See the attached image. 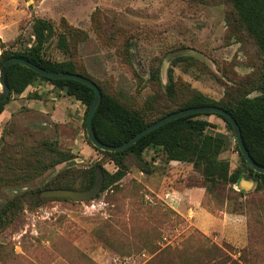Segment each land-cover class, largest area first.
<instances>
[{"label":"rangeland","instance_id":"1","mask_svg":"<svg viewBox=\"0 0 264 264\" xmlns=\"http://www.w3.org/2000/svg\"><path fill=\"white\" fill-rule=\"evenodd\" d=\"M36 18L54 28L45 58L75 63L103 93L148 121L172 106L169 82L178 103L195 92L223 103L225 92L256 96L264 75V58L229 0H0V54L31 46ZM39 85L22 101L11 97L0 115V209L24 194L4 216L0 264H162L155 257L166 246L195 253L203 264L212 244L241 264H264V189L252 179L241 173L237 183L205 192L201 207L221 219L214 233L159 197L166 185L202 184L198 171L171 166L160 152L125 157L124 176L103 189L96 166L109 175L118 168L87 140L85 106L50 83ZM30 100L35 109L26 107ZM217 124L211 132L236 152L232 132ZM92 166L102 177L92 199L38 202L58 173L73 172L77 186ZM200 194L191 191L193 209Z\"/></svg>","mask_w":264,"mask_h":264},{"label":"trees","instance_id":"2","mask_svg":"<svg viewBox=\"0 0 264 264\" xmlns=\"http://www.w3.org/2000/svg\"><path fill=\"white\" fill-rule=\"evenodd\" d=\"M229 1L243 30L253 40L259 53L264 58V0ZM31 28L34 37L33 44L16 52L3 50L0 54V63L10 57H19L49 72L84 76L76 70L75 63L71 61L55 62L45 58L44 50L54 34V28L49 21L36 18L32 21ZM40 82L52 84L56 90L63 91L66 96L85 106L83 122L85 129V117L93 100V91L87 86L72 80L44 78L20 64L9 66L5 73V84L8 88L9 99L0 104V115L11 97L21 95L28 86H36ZM99 90L101 98L92 118V129L95 138L104 145L119 146L146 126L173 112L194 107L216 106L232 116L240 129L245 150L256 165L264 168V75L258 81L255 90L257 92L256 96L249 98L246 95H240L236 90L237 95L233 97L232 94H229L230 92H225L226 99L223 103L213 101L196 92L192 93L185 101L178 103L172 83L169 82L166 86V92L172 106L159 112L158 117L152 121L146 120L137 112L126 109L113 97L103 93L100 88ZM33 96L37 98L35 95ZM208 116H215L220 119L225 123L226 128L232 132L231 127L222 116L211 114L189 115L160 126L141 137L135 144L122 152H102L108 155L118 168L115 174L109 175L101 166H96L104 177L103 189L108 184L118 181L124 176L122 170L124 169L125 157L133 156L140 160L146 150L160 152L167 163L188 164L198 171L202 184L184 187H199L204 189L206 193H210L218 186H229L237 183L241 173H244L247 178L254 181L257 191L264 189V174L255 173L245 163L236 144L235 150L240 161L237 168L230 171L229 163L219 159V155L228 150L229 142L226 138L219 136L218 133L210 132L215 129V126L200 118ZM141 169L143 173H149L145 168ZM72 173L70 171L58 173L40 191L74 190L75 181L70 179ZM96 173L94 166L88 168L85 172L84 182L79 183L76 187L83 191L90 189L94 184ZM23 196L24 194L14 196L11 201L1 206L0 230L4 227V216L12 210L13 205L20 202ZM44 201L38 200V202ZM208 253L210 257L203 264H241L237 259H233L230 254L222 252L214 244L208 249ZM158 257H160L162 264H202L197 261L195 253H187L183 248L166 246V248L160 250L155 259Z\"/></svg>","mask_w":264,"mask_h":264},{"label":"water","instance_id":"3","mask_svg":"<svg viewBox=\"0 0 264 264\" xmlns=\"http://www.w3.org/2000/svg\"><path fill=\"white\" fill-rule=\"evenodd\" d=\"M13 64H20L30 71L36 73L39 76H42L44 78H48L50 80H72L75 82H78L80 84H83L90 88L93 91V100L89 107V110L85 117V134L89 141V143L96 149L103 151V152H111V153H117L122 152L135 144L141 137L144 135L150 133L151 131L159 128L160 126L171 122L173 120L189 116V115H196V114H211V115H218L222 116L226 122L231 127L233 137L235 144L237 145V148L239 150L240 155L244 159L245 163L255 172L259 174H264V168L256 165L252 159L250 158L249 154L244 148L241 132L240 129L235 122V120L232 118V116L223 110L222 108L216 107V106H203V107H194V108H188L179 110L177 112H173L171 114H168L164 116L163 118L159 119L158 121L146 126L142 130H140L138 133H136L132 138H130L125 143L119 145V146H107L102 143H100L94 136L93 129H92V118L97 110L99 103H100V90L98 86L89 78H86L84 76L78 75V74H70V73H58V72H49L46 71L22 58L19 57H10L3 61L0 66V104L5 101V99L8 96V88L5 84V73L9 66ZM102 183V177L100 171H97L96 173V179L92 187L85 191H74V190H46L39 194V198L43 200H65V201H71V202H79V201H86L92 199L99 191Z\"/></svg>","mask_w":264,"mask_h":264},{"label":"crops","instance_id":"4","mask_svg":"<svg viewBox=\"0 0 264 264\" xmlns=\"http://www.w3.org/2000/svg\"><path fill=\"white\" fill-rule=\"evenodd\" d=\"M40 86L41 85H39L38 87L28 86L21 95H18L19 101H22V99H24L26 92H29V91L31 92L33 90L36 91L40 88ZM25 103H26V107L28 108V110H32V109L36 108L34 101H32V100L25 101ZM208 117L213 118L212 120L211 119L206 120L215 126V129H212V130H217L218 128L216 125H218L217 123H218L219 119L216 118L215 116H208ZM213 133H217V132H213ZM219 159L227 161L229 163L230 171H233L240 164L237 153L236 152L233 153L232 151H229V150L222 152L219 155ZM179 164H180V166H182V163L171 162V166L172 165H179ZM190 167H192V166L190 165ZM188 168H189V166H188ZM245 183L247 184V182H244L242 180L239 181V187L244 189L243 186L245 185ZM191 191H196V193H201L199 195L200 197H199V201H198L199 202V204H198L199 209L198 210L193 209L191 207V205L188 203L189 196L191 195ZM204 195H205L204 189L199 188V187L173 188V187H168L166 185L164 187V189L162 190V194L159 197H161L162 199H165L167 201L169 199V201H170L169 205L171 206V208L174 211H176L178 214L184 215V217L186 219L190 220V222L195 227L200 229L201 231H203L205 233H214L212 226L217 225L221 219L209 214L208 212H206V210H204L201 207V201L204 198ZM187 207H189V209L186 211Z\"/></svg>","mask_w":264,"mask_h":264}]
</instances>
